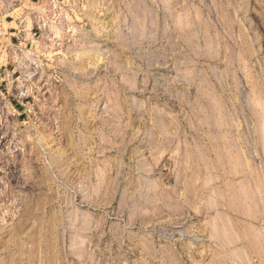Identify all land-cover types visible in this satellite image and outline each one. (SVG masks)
Wrapping results in <instances>:
<instances>
[{"label": "rangeland", "instance_id": "1", "mask_svg": "<svg viewBox=\"0 0 264 264\" xmlns=\"http://www.w3.org/2000/svg\"><path fill=\"white\" fill-rule=\"evenodd\" d=\"M60 1L0 57V264H264V0Z\"/></svg>", "mask_w": 264, "mask_h": 264}, {"label": "crops", "instance_id": "2", "mask_svg": "<svg viewBox=\"0 0 264 264\" xmlns=\"http://www.w3.org/2000/svg\"><path fill=\"white\" fill-rule=\"evenodd\" d=\"M35 1L42 2L44 0H22V6L18 7V5L6 4L0 7V41H9L12 45L15 44V48L13 52L9 51L8 53L5 50L1 51L0 57H8L9 59H14L18 53L23 56L25 55V49L33 44V32L30 31V24L26 20L25 27L22 33H20V25L18 22L21 18L26 19L27 9L33 8V4ZM19 20V21H18ZM19 51V52H18ZM20 73L18 68L9 67H0V82L6 81L7 84L14 83L18 81V77H13L16 73ZM17 80V81H16ZM9 101L12 103L13 107L20 109L21 105L24 103L15 102V100L10 99ZM14 101V102H13ZM14 104V105H13Z\"/></svg>", "mask_w": 264, "mask_h": 264}, {"label": "built area", "instance_id": "3", "mask_svg": "<svg viewBox=\"0 0 264 264\" xmlns=\"http://www.w3.org/2000/svg\"><path fill=\"white\" fill-rule=\"evenodd\" d=\"M6 4L18 5V7L22 6V0H0V7ZM62 7V1L60 0H44L42 2L35 1L33 4V8L27 9L26 19L21 18L18 22L20 25V33L23 32L25 27V21L27 20L30 24V31L33 32V37L35 38L36 34L42 31L45 27V22L52 21L56 15H58V11ZM47 18V19H46ZM53 22V21H52ZM15 46H12V51Z\"/></svg>", "mask_w": 264, "mask_h": 264}]
</instances>
